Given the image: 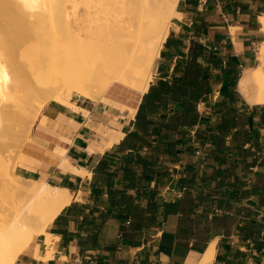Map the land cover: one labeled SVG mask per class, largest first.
<instances>
[{"label": "crops", "instance_id": "crops-1", "mask_svg": "<svg viewBox=\"0 0 264 264\" xmlns=\"http://www.w3.org/2000/svg\"><path fill=\"white\" fill-rule=\"evenodd\" d=\"M177 10L150 84L184 78L175 99L111 88L124 108L79 96L76 109H41L16 171L72 200L48 226L54 253L35 235L14 264H199L212 243L208 264H264V104L238 89L264 41V0H179Z\"/></svg>", "mask_w": 264, "mask_h": 264}, {"label": "bare ground", "instance_id": "bare-ground-1", "mask_svg": "<svg viewBox=\"0 0 264 264\" xmlns=\"http://www.w3.org/2000/svg\"><path fill=\"white\" fill-rule=\"evenodd\" d=\"M178 2L0 0V264H14L35 235H46L47 256L53 254L48 226L72 200L66 188L14 172L19 162L2 152L20 138L18 127L27 131L46 100L76 109L74 93L122 108L107 95L111 88L143 96L180 16ZM255 62L243 71L238 89L248 102L264 104V41ZM129 108L135 115L137 108ZM62 165L79 171L68 159ZM214 252L212 243L199 264L210 263Z\"/></svg>", "mask_w": 264, "mask_h": 264}, {"label": "trees", "instance_id": "trees-1", "mask_svg": "<svg viewBox=\"0 0 264 264\" xmlns=\"http://www.w3.org/2000/svg\"><path fill=\"white\" fill-rule=\"evenodd\" d=\"M190 82L193 83V80L191 79ZM186 88L187 86L185 85L184 78L181 81L179 80L175 84H169L167 81L160 80L159 82L154 83L150 86L149 92L145 94V98L148 95L154 94V91L156 90L158 91L157 96L154 95V97H152V100H157L158 98L161 99L164 94L171 96L173 99H175L178 96L179 92L185 90ZM146 106L147 105H145V102H142L137 113V123L140 127H142V129H145L150 121L146 120L145 117Z\"/></svg>", "mask_w": 264, "mask_h": 264}, {"label": "rangeland", "instance_id": "rangeland-1", "mask_svg": "<svg viewBox=\"0 0 264 264\" xmlns=\"http://www.w3.org/2000/svg\"><path fill=\"white\" fill-rule=\"evenodd\" d=\"M258 49L259 48H257V51H258ZM83 97V96H81V95H78V94H76V93H74L73 95H72V97ZM42 100H44V98H41ZM9 101H10V99H9ZM48 101H51V100H48ZM47 100H46V102H45V104L48 102ZM44 104V105H45ZM34 108H35V106H34ZM40 114V113H39ZM36 119H37V117H36ZM35 119V120H36ZM35 120H31L30 121V123H29V128H28V130L27 131H25L24 132V129L22 128V127H18V125L19 126H22V125H20L19 123L16 125V129H17V127L18 128H20V129H22V131L20 130V129H18V131H19V136L18 137H20L21 139H22V137H23V139L21 140L20 138H18V140L17 141H14V139H11L10 140V143H11V146L9 147V149L8 150H5L4 152H2V155L6 158V159H8L9 161H11V162H13L14 164L16 163H18V164H25V162L26 161H28L29 160V158L25 155V154H22L21 153V147H22V144H23V142L25 141V139L28 137V134H29V132H30V130H31V128H32V126H33V124H34V122H35ZM24 132V133H23ZM23 141V142H22ZM21 142V143H20ZM18 143H20V144H18ZM19 153H20V155H19ZM15 164V165H16ZM17 164V165H18ZM17 167V166H16ZM14 171V170H13ZM14 172H17V171H14ZM18 173V172H17ZM44 237L43 236H40V235H36V239H35V242L34 243H36V242H40L41 241V239H43ZM50 241V243L52 242L51 241V239L49 240ZM51 245V244H50ZM49 246V245H48Z\"/></svg>", "mask_w": 264, "mask_h": 264}, {"label": "built area", "instance_id": "built-area-1", "mask_svg": "<svg viewBox=\"0 0 264 264\" xmlns=\"http://www.w3.org/2000/svg\"><path fill=\"white\" fill-rule=\"evenodd\" d=\"M201 151L197 150V153L199 154ZM78 260V259H77ZM91 264H94V261L91 262Z\"/></svg>", "mask_w": 264, "mask_h": 264}]
</instances>
